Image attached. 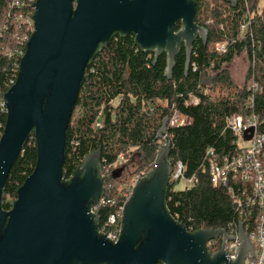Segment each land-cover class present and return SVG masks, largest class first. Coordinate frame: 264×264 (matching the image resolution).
<instances>
[{"label":"water","instance_id":"water-1","mask_svg":"<svg viewBox=\"0 0 264 264\" xmlns=\"http://www.w3.org/2000/svg\"><path fill=\"white\" fill-rule=\"evenodd\" d=\"M223 1L236 5V0ZM31 5L34 31L16 81L3 94L0 264H245L249 255L257 260L239 221L237 237L225 229L190 232L168 212V118L156 135L163 144L155 162L125 203L115 242L98 231L99 207L91 212L110 178L101 175L100 149L89 152L69 178L63 171L67 128L98 51L117 34L131 35L136 47L153 53L154 61L165 54L164 76L170 79L184 48L187 73L193 42L206 43L208 36L207 28L194 20L196 0H36ZM31 134L35 166L10 209H2L10 169ZM219 238L220 248L211 253L207 243ZM234 238L240 247L231 260L223 241Z\"/></svg>","mask_w":264,"mask_h":264},{"label":"trees","instance_id":"trees-1","mask_svg":"<svg viewBox=\"0 0 264 264\" xmlns=\"http://www.w3.org/2000/svg\"><path fill=\"white\" fill-rule=\"evenodd\" d=\"M246 1L250 24L248 31L240 34L244 0H236L234 7L223 0H196L194 20L207 28V41L203 43L198 38L193 42L187 73L184 48L180 49L170 79L164 76L165 54L154 61L153 53L143 52L134 45L133 36H113L90 62L88 76L81 84L66 132L65 176L69 178L89 152L100 149V170L110 176L104 184V196L118 198L134 174L148 172L155 162L163 144L162 139H156L157 132L163 120L169 119L177 109L190 118V123L170 126L167 122L168 160L172 166L180 161L184 176L193 177L194 182L174 189L177 181L169 179L168 212L190 232L227 229L238 224L226 188L210 182L205 153L208 148L219 156L236 152L237 146L232 144L235 136L225 125L226 116L255 114L259 130L264 132V0ZM4 4L0 0V9ZM218 42H226L225 52L215 50ZM3 45L11 46V43L3 42ZM242 53L247 64L240 85L234 82L227 66ZM14 61L7 57L0 59V104L3 94L11 87L7 83ZM253 82L258 87L250 101L246 87ZM191 95L198 98V103L184 105ZM118 97V104L113 105ZM97 119L101 127L95 126ZM5 120L6 114L0 107L1 129ZM119 155L122 160L118 159ZM135 156L137 167L133 172L128 171ZM36 157V142L31 134L10 169L3 189L2 209H10L17 189L33 170ZM7 196L13 200L5 201ZM112 213L110 205L100 207L99 222ZM219 247L220 243L213 240L208 250L213 253Z\"/></svg>","mask_w":264,"mask_h":264},{"label":"built area","instance_id":"built-area-1","mask_svg":"<svg viewBox=\"0 0 264 264\" xmlns=\"http://www.w3.org/2000/svg\"><path fill=\"white\" fill-rule=\"evenodd\" d=\"M36 0H4V7L0 9V59L7 57L10 61L19 60L14 63L12 75L9 77L8 85H13L19 71L20 60L25 53V43L34 31V6L31 4ZM245 14L240 23V34L246 33L250 24V13L248 3L244 0ZM8 36V37H5ZM6 38V39H5ZM10 42L11 46H4L3 42ZM215 50L219 53L225 52L226 42L215 44ZM257 83L253 82L246 87L249 100L257 89ZM198 103V98L191 95L184 100V105ZM0 107L5 112L3 96ZM170 126H184L190 123V118L178 111L173 110L168 119ZM225 125L235 136L232 144L237 146L236 152L227 155H218L212 148H208L205 153L206 164L210 182L213 186L225 187L227 193L236 204L234 208L238 221L241 223L243 231L248 236L252 244L255 259L251 260L250 255L245 259V264H264V132L259 130V119L255 114L226 116ZM96 127H101L99 119L96 120ZM0 124V139L3 128ZM248 134V137H245ZM122 160V155L118 156ZM101 171V170H100ZM147 172L141 171L133 176L130 185L126 186L118 198H106L103 195L98 199L97 204L91 209L94 212L98 207L110 205L113 213L102 223H99L98 231L114 242L120 233V221L126 201L132 193V189L138 179L145 176ZM101 175H107L101 172ZM172 181L184 180L189 185L194 182V178L184 176L183 164L178 161L172 166L170 178ZM109 228V229H108ZM108 230V231H107ZM230 236L237 237L238 224L225 229ZM220 240V238H219ZM213 241V240H212ZM211 243L209 241L208 245ZM221 245V240H220ZM240 243L237 238L223 241V250L229 253L231 260L238 254ZM220 248V247H219ZM217 251V250H216Z\"/></svg>","mask_w":264,"mask_h":264},{"label":"rangeland","instance_id":"rangeland-1","mask_svg":"<svg viewBox=\"0 0 264 264\" xmlns=\"http://www.w3.org/2000/svg\"><path fill=\"white\" fill-rule=\"evenodd\" d=\"M246 62H247L246 55H245V53H242L239 56L235 57L233 59V61L227 66V68L230 71L232 79L237 84L241 85V83L244 80V74H245V69H246V64H247ZM118 102H119V97L116 98L115 100H113L112 104L117 105ZM72 116H73V114H72ZM245 135H247L245 137H248L247 133ZM137 164H138V162H137V158L135 156L132 159V162L130 163V165L128 167V171L133 172L136 169ZM134 175H136V174H134ZM187 186H189V184L187 182H185L184 180H180V181L175 182L174 189H182V188H185ZM4 200L11 202L13 200V197L7 196V197H5Z\"/></svg>","mask_w":264,"mask_h":264},{"label":"flooded vegetation","instance_id":"flooded-vegetation-1","mask_svg":"<svg viewBox=\"0 0 264 264\" xmlns=\"http://www.w3.org/2000/svg\"><path fill=\"white\" fill-rule=\"evenodd\" d=\"M216 243H220V240H219V239H217V240H216Z\"/></svg>","mask_w":264,"mask_h":264},{"label":"crops","instance_id":"crops-1","mask_svg":"<svg viewBox=\"0 0 264 264\" xmlns=\"http://www.w3.org/2000/svg\"><path fill=\"white\" fill-rule=\"evenodd\" d=\"M245 71H246V69H245Z\"/></svg>","mask_w":264,"mask_h":264}]
</instances>
